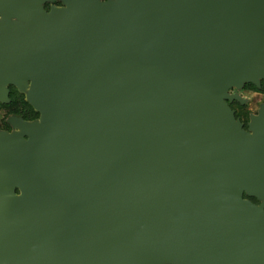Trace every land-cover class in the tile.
I'll return each instance as SVG.
<instances>
[{
	"label": "water",
	"instance_id": "95a60500",
	"mask_svg": "<svg viewBox=\"0 0 264 264\" xmlns=\"http://www.w3.org/2000/svg\"><path fill=\"white\" fill-rule=\"evenodd\" d=\"M44 1L0 0V97L39 113L0 135V264H264V107L228 103L264 0Z\"/></svg>",
	"mask_w": 264,
	"mask_h": 264
},
{
	"label": "flooded vegetation",
	"instance_id": "af4514ba",
	"mask_svg": "<svg viewBox=\"0 0 264 264\" xmlns=\"http://www.w3.org/2000/svg\"><path fill=\"white\" fill-rule=\"evenodd\" d=\"M64 0H45L43 7L49 10L52 6H64ZM9 20H15L24 22L16 17H10ZM6 20L0 12V24ZM264 58V57H263ZM264 63V60H263ZM7 97H0V135L1 133H7L9 135L14 133H20L23 138H27V134L21 127L22 122H33L38 120L39 113L34 109L27 98V89L21 90L15 84L7 83ZM229 93L237 94L243 101L239 99H232L229 101L230 107L234 110L236 119L240 120L244 129L249 130V125L252 122L253 117L258 116L262 108L264 107V77L259 76L258 81L243 82L240 87H231ZM248 94L256 95L253 101H258L259 108L251 112L247 106L250 104V98ZM247 105V106H246ZM17 192V190H16ZM242 197L251 201L254 204H261L264 199L258 198L254 194H249L243 191ZM182 261L181 259H179ZM162 264H179L173 260H167Z\"/></svg>",
	"mask_w": 264,
	"mask_h": 264
},
{
	"label": "rangeland",
	"instance_id": "374dc122",
	"mask_svg": "<svg viewBox=\"0 0 264 264\" xmlns=\"http://www.w3.org/2000/svg\"><path fill=\"white\" fill-rule=\"evenodd\" d=\"M250 98V104L247 106V108L250 109L251 112H254L255 109L259 108L258 101H253L256 98V95L248 94Z\"/></svg>",
	"mask_w": 264,
	"mask_h": 264
}]
</instances>
